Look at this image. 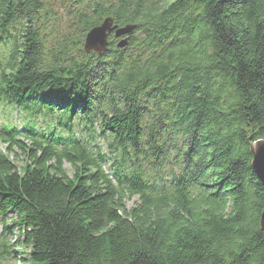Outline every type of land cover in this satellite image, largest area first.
Here are the masks:
<instances>
[{"label":"trees","instance_id":"1","mask_svg":"<svg viewBox=\"0 0 264 264\" xmlns=\"http://www.w3.org/2000/svg\"><path fill=\"white\" fill-rule=\"evenodd\" d=\"M105 18L135 25L128 47L83 55V33ZM2 36L0 105L46 114L45 131L72 147L28 139L42 152L29 149L24 175L0 156V220L15 215L7 231L19 248L0 243V262L264 264V189L249 151L264 140V0H0ZM78 115L122 156L136 150L127 191L90 172L100 165L65 120ZM166 144L185 148L175 183L165 162L146 163L164 161Z\"/></svg>","mask_w":264,"mask_h":264},{"label":"rangeland","instance_id":"2","mask_svg":"<svg viewBox=\"0 0 264 264\" xmlns=\"http://www.w3.org/2000/svg\"><path fill=\"white\" fill-rule=\"evenodd\" d=\"M94 28H96V26L90 28L89 30H87L83 34H87V36H89L90 31L92 29H94ZM78 30H79V27H77V26L74 27V28H72L70 30L71 33H74L75 40H77L76 39L77 38V35L80 33ZM82 41H83V39L81 40V42ZM164 109L165 108L163 107L162 108V111ZM11 115L14 116V120H13L14 122L13 123H10V124H17L19 126L22 125V123H20L18 121V119H20V114L19 113H15V114L9 113L8 118ZM0 120H1V122H2L3 125L7 123V119H4L1 115H0ZM40 121H42V120H40ZM19 126H17V127H19ZM74 130H75V132L78 135H81L82 134V136H83V134L85 132V131H82V129H81L80 126H76V125L74 127ZM4 135L5 134L2 133V135L0 136V139H2V137ZM85 139L90 142V145L93 143V145L100 146V147H102V151H105V146L106 145L103 144V142H102L101 139H99V138H96V139H93V138L92 139L85 138ZM13 142L19 143V147L20 148L18 146H13L12 148H10V146H9V143L10 142H3V141L0 140V154L1 153L2 154H7V159H8L7 161L9 163H11V167H13V168H16V167L17 168H20L21 166H23V165H25L27 163H30L31 161H30V159L28 157V155H29L28 151H29V149H32V148H30L31 146H30L29 142L28 141H24V140H18L17 141V138ZM40 154H41L40 151L34 150V149L32 150V153L30 152V155H34V156L36 155V157H38ZM34 156H32L33 159H35ZM110 157H113V156H110ZM108 165L109 164L107 163L105 167L107 168ZM62 170H63V175H66L68 178L71 177L72 172H70V169H69L66 161H64L62 163ZM119 197H120V195H119ZM134 201H135V198H130V197L127 196V194H124V196L122 198V204L124 205V208L126 210L130 209L131 207H133ZM5 221H7L8 225L11 226V224L16 221V217H15V215H13L11 213H6ZM1 226H2V224H0V232H1ZM15 230H16V228L13 230L14 232H11V233H13V238H12L11 241H9V244H6V248H5L6 251L8 249H9V251H11V249L13 248L12 246L15 245L13 243L14 238L16 236V231ZM5 238H7V237H2L1 234H0V242L1 241H4L3 239H5Z\"/></svg>","mask_w":264,"mask_h":264},{"label":"water","instance_id":"3","mask_svg":"<svg viewBox=\"0 0 264 264\" xmlns=\"http://www.w3.org/2000/svg\"><path fill=\"white\" fill-rule=\"evenodd\" d=\"M115 29L116 27L111 28L110 19L103 21L98 27L90 31L89 36H88L90 43H92V45H95V43L102 44V41L106 37V33H110L111 31ZM132 29L133 27L126 26L125 28L116 30L115 36L118 37V36L126 35ZM89 40H88V44H89ZM124 45H125V42H121L119 44V47H122ZM249 151H250V155L252 159L251 165H250L251 170L264 189V140H259L255 142L254 144H252L249 148ZM259 226H260L261 231L264 232V208L260 215Z\"/></svg>","mask_w":264,"mask_h":264},{"label":"bare ground","instance_id":"4","mask_svg":"<svg viewBox=\"0 0 264 264\" xmlns=\"http://www.w3.org/2000/svg\"><path fill=\"white\" fill-rule=\"evenodd\" d=\"M10 28H12V29H17V27L16 26H11ZM8 38L11 40V37H8V36H5L2 40H1V42H0V44L1 43H3L4 41H7L8 40ZM88 39V37H84V40H87ZM82 43H84V44H88V42L87 41H82ZM90 47L91 48H95V45H90ZM121 49H123V50H125V48H121ZM85 54H87V52H84L83 53V55H85ZM36 87H38L39 86V84H36L35 85ZM15 92H17L16 94L17 95H20L22 92L19 90V91H15ZM14 92V93H15ZM16 94H13L14 96L13 97H17V95ZM97 98H99V96H97ZM11 99V96H10V98L8 99V101ZM108 99V98H107ZM100 102L101 103H104V102H106V100H104V102L103 101H101L100 100ZM24 116V114H22V116L20 117V119H18V121L19 122H24V121H28V120H32V121H36V120H40L41 119V116H42V113L40 112L39 114H36V115H34V116H27V117H23ZM14 116H10L9 118H7V123H8V125H11L13 128H12V130L13 131H15V130H17V129H19L20 128V126L19 127H17L16 128V126H17V124L15 125V124H10V123H13L14 121ZM102 123L103 122H101V126H102ZM141 123V122H140ZM71 126H74L73 124L71 125ZM64 135H66V134H64ZM143 136H144V134H142V133H140V132H137V138L139 139V140H141V138H143ZM124 138H126V137H123L122 139H124ZM65 142H63V144L64 143H66L67 141H69V138H68V136L67 137H65ZM163 139V138H162ZM120 142V141H119ZM62 143H60V145H61ZM65 146H66V150L68 151L71 147H72V145L71 144H65ZM91 147H92V149H93V155H94V159H95V161L98 163V164H101L98 160H97V152H96V150H95V147H94V145H93V143L91 144ZM114 155V154H113ZM109 161L111 162V163H113L115 160H112V159H109ZM128 161H130V162H132V163H140V159L138 158V154H137V152H136V150H133L129 155H128ZM102 165V164H101ZM260 183V182H259ZM191 184H196V182L192 179V181H191ZM4 229H9V225L8 226H5L4 227Z\"/></svg>","mask_w":264,"mask_h":264}]
</instances>
